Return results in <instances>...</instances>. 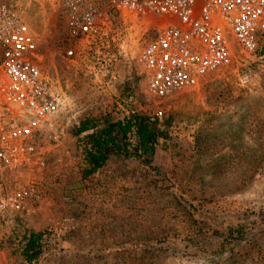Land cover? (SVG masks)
I'll return each mask as SVG.
<instances>
[{
	"label": "rangeland",
	"instance_id": "rangeland-1",
	"mask_svg": "<svg viewBox=\"0 0 264 264\" xmlns=\"http://www.w3.org/2000/svg\"><path fill=\"white\" fill-rule=\"evenodd\" d=\"M20 3L64 106L36 134L39 158L6 175L8 188L34 181L40 199L0 214V264H264V34L255 54L234 42L230 65L159 98L141 54L163 19L122 15L96 37L74 38L48 4ZM158 110L150 163L115 154L83 177L84 119ZM31 232L43 234L33 263L23 256Z\"/></svg>",
	"mask_w": 264,
	"mask_h": 264
},
{
	"label": "built area",
	"instance_id": "built-area-1",
	"mask_svg": "<svg viewBox=\"0 0 264 264\" xmlns=\"http://www.w3.org/2000/svg\"><path fill=\"white\" fill-rule=\"evenodd\" d=\"M0 0V214L26 213L40 194L34 181L5 179L39 158L36 134L62 110L58 79L46 69L44 38L20 2ZM64 20L74 38H93L119 16L162 18L141 63L148 90L164 98L231 64L233 43L255 54L264 34V0H40ZM68 55H74L69 49ZM158 110L149 120L161 119Z\"/></svg>",
	"mask_w": 264,
	"mask_h": 264
},
{
	"label": "trees",
	"instance_id": "trees-1",
	"mask_svg": "<svg viewBox=\"0 0 264 264\" xmlns=\"http://www.w3.org/2000/svg\"><path fill=\"white\" fill-rule=\"evenodd\" d=\"M84 162L83 177L87 178L102 168L113 155L137 157L150 163L162 132L149 118L140 113L117 120L98 122L84 119L78 128ZM240 232V230H239ZM233 232L229 233L232 237ZM42 233L31 232L25 238L23 256L33 263L42 254Z\"/></svg>",
	"mask_w": 264,
	"mask_h": 264
},
{
	"label": "bare ground",
	"instance_id": "bare-ground-1",
	"mask_svg": "<svg viewBox=\"0 0 264 264\" xmlns=\"http://www.w3.org/2000/svg\"><path fill=\"white\" fill-rule=\"evenodd\" d=\"M162 19V18H161Z\"/></svg>",
	"mask_w": 264,
	"mask_h": 264
}]
</instances>
